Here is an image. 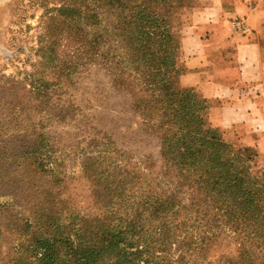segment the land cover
Listing matches in <instances>:
<instances>
[{
    "label": "trees",
    "instance_id": "1",
    "mask_svg": "<svg viewBox=\"0 0 264 264\" xmlns=\"http://www.w3.org/2000/svg\"><path fill=\"white\" fill-rule=\"evenodd\" d=\"M28 2L42 13L35 58L23 78L26 90L40 101L50 91H56L59 100L67 97L58 111L66 116L75 111L72 91L78 82L96 70H109L113 88L134 94L137 90L134 110L148 118L145 122L157 132L166 168L174 170L177 183L190 194L187 203L175 202V196H134L121 173L115 184V171L93 169L89 175L94 173L102 188H96L95 201L101 212L90 216L94 218L87 238L80 225L83 217L79 223L69 208L59 209L65 200L58 197L57 188L69 175L57 174L56 161L48 164L44 135L26 128L29 134L19 132L0 144V159L11 161L7 171L0 169V181L13 167L12 183L20 188L6 195L23 211L13 216L9 228L11 264H150L148 244L134 237L144 235L142 226L134 220L121 224L123 216H115L124 203L154 213L153 218L162 221L156 223L158 234L168 233L167 213L176 216L177 225L184 224L177 214L188 207L195 215L183 235L190 242L194 235L195 250L204 253L220 233H227L238 246L235 257L224 256L220 264H264V169L255 170L258 153L211 129L201 114L205 98L181 82L186 72L181 61L182 19L192 0Z\"/></svg>",
    "mask_w": 264,
    "mask_h": 264
},
{
    "label": "rangeland",
    "instance_id": "2",
    "mask_svg": "<svg viewBox=\"0 0 264 264\" xmlns=\"http://www.w3.org/2000/svg\"><path fill=\"white\" fill-rule=\"evenodd\" d=\"M191 4L192 8L186 11L182 19L184 26L191 22L192 10L199 2L192 0ZM41 13L42 9L31 5L28 0H0V144L12 140L17 133L25 132L26 128L44 135L46 150L50 152L48 164L56 161L53 164L57 167V174L69 175L57 188L58 197L65 200L64 203L61 201L59 209L69 208L70 215L75 216L79 223L83 217V224L80 225H84L85 232L82 233L87 238L86 233L92 232L87 227L94 218L90 216H98L101 212V204L95 201L96 188H102L100 182L93 178L94 173L89 175L93 169L96 172L100 168L107 172L109 169L115 171V184L121 180L117 173H121L127 178L131 189L129 193H134V196L139 192L151 196H175V202L187 203L190 191L177 183L173 169L166 168L157 132L145 122L148 121L146 116L134 110L133 100L138 98L137 90L134 94L113 88L109 70H96L78 82L72 91L75 94V111L66 116H61L58 111L65 105L67 97L62 96L59 100L58 93L50 91L48 97L40 101L26 90L28 86L23 78L25 72L31 70V62L35 58ZM245 30L244 23L241 31ZM255 39L261 46L264 61V22ZM181 61L184 63L183 55ZM49 80L54 81L53 78ZM217 103L204 99L201 114L206 124L215 131L223 132L228 142L255 149L258 153L255 170L264 169V155L259 153L257 147L239 142L234 127L224 130L209 121V104ZM35 136L31 135L29 140H34ZM9 163L10 159H0V169L7 171ZM7 173V177L0 181V264H11L9 247L12 234L9 228L13 216L18 211L23 213L17 205L18 201L6 195L20 188V184L12 183L15 176L13 167ZM129 205H120L115 216H123L121 224L127 225L128 222L129 225L134 220L138 226H142L144 235L134 234V237L139 238V244H148L147 250L153 257L150 264H220L224 256L235 257L238 244L236 238L227 233H220L204 253L194 249V235L191 236L192 242L183 235L185 226L193 221L195 215L188 207L179 209L177 214L181 215L184 224L177 225L176 216L167 213L170 218V222H166L170 224L168 233L160 231L158 234L155 227L157 221L161 220L154 219V213L143 206L138 207L136 203L132 207ZM123 207L126 208L122 212ZM193 226L196 225L193 223ZM146 238L147 242L144 240ZM220 256L222 258L218 262ZM254 261H258L257 256Z\"/></svg>",
    "mask_w": 264,
    "mask_h": 264
},
{
    "label": "crops",
    "instance_id": "3",
    "mask_svg": "<svg viewBox=\"0 0 264 264\" xmlns=\"http://www.w3.org/2000/svg\"><path fill=\"white\" fill-rule=\"evenodd\" d=\"M197 1L182 31L181 82L207 102H218L208 108L214 126L234 127L239 142L264 155V61L255 39L264 22V0ZM233 18L242 19L244 32Z\"/></svg>",
    "mask_w": 264,
    "mask_h": 264
},
{
    "label": "built area",
    "instance_id": "4",
    "mask_svg": "<svg viewBox=\"0 0 264 264\" xmlns=\"http://www.w3.org/2000/svg\"><path fill=\"white\" fill-rule=\"evenodd\" d=\"M233 22L239 30H242L244 28V22L241 18H233Z\"/></svg>",
    "mask_w": 264,
    "mask_h": 264
}]
</instances>
